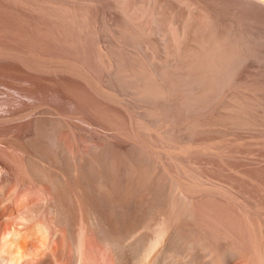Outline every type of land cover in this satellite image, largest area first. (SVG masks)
<instances>
[{
  "label": "rangeland",
  "instance_id": "obj_1",
  "mask_svg": "<svg viewBox=\"0 0 264 264\" xmlns=\"http://www.w3.org/2000/svg\"><path fill=\"white\" fill-rule=\"evenodd\" d=\"M258 3L264 0H0V76L31 79L39 106L90 108L97 120L115 125L119 139L132 141L135 188L148 187L147 216L154 221L148 235L165 206L166 217L174 212L170 203L191 205L188 217L175 204L184 215H170L172 225L182 218L179 225L190 227L175 234L172 226L150 264H195L200 256L211 264V249L218 264H264V6ZM137 173L148 182L142 185ZM136 191L141 216L143 193ZM180 233L209 249L171 241ZM189 248L198 255L190 258Z\"/></svg>",
  "mask_w": 264,
  "mask_h": 264
},
{
  "label": "bare ground",
  "instance_id": "obj_2",
  "mask_svg": "<svg viewBox=\"0 0 264 264\" xmlns=\"http://www.w3.org/2000/svg\"><path fill=\"white\" fill-rule=\"evenodd\" d=\"M17 82L29 86L33 83L27 77L0 76V264H150L153 250L166 239L172 228H178H174L177 230L175 234L182 229L183 225H179L182 218L177 220L175 215L184 209L186 202L182 203L181 209L180 204L177 206L174 202L180 209L176 213L178 209H173L174 203L170 207V203L169 208L174 212L170 210L166 217L164 212H169L166 206V209L158 205L153 207V210L157 207L165 211L162 214L164 219L156 220L157 225L154 223L156 231L155 227L153 233L149 231L151 237L155 233L153 238L149 237L152 239L149 242L147 232L154 221L150 223L147 216L150 212L147 185L146 190L142 189L143 194L135 188L132 141L119 139L115 125L97 120L98 113L96 115L90 108L37 105L39 96L36 88L34 90L31 86L26 91L19 90L15 88ZM10 85L13 87L7 93L1 91ZM140 176V182L144 179L142 185L148 182L149 178L145 180L141 176V180ZM135 190L142 195L141 202L137 201L141 216L136 212L138 199L135 200ZM187 208L191 209V205ZM189 209L184 210L188 213ZM155 211H152L153 216L150 212L151 218ZM174 213L175 220L179 221L175 226L172 225L174 222L171 223L173 219H169ZM180 215L183 217L184 214ZM190 219L193 220L189 218L187 221ZM186 220L183 218V221ZM186 224L189 226V222ZM196 224L192 222L191 227L199 228ZM188 231L195 233L190 229ZM182 234L170 237L171 241L176 242L177 237L189 240L185 233L184 237H180ZM215 239L219 241L217 237ZM193 240L196 244L192 239L189 244H194L193 249L195 245H201L197 244L199 240L196 242L195 237ZM205 245L201 246L205 248ZM201 246L198 247L200 250ZM178 247L175 246L176 250ZM191 250L186 251L191 253ZM195 250H192L193 253ZM211 251L212 255L208 256H215L212 263L218 264L215 259L220 255L216 257L213 255L215 251ZM190 253L189 257L193 254ZM232 253L237 255L234 251ZM202 257L210 258L207 255ZM200 258L194 263L199 264ZM206 258L205 262L211 260Z\"/></svg>",
  "mask_w": 264,
  "mask_h": 264
}]
</instances>
